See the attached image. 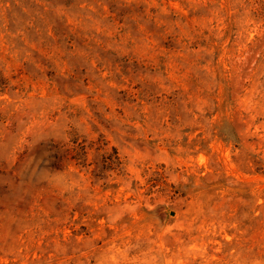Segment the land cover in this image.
I'll return each mask as SVG.
<instances>
[{"label": "rangeland", "instance_id": "1", "mask_svg": "<svg viewBox=\"0 0 264 264\" xmlns=\"http://www.w3.org/2000/svg\"><path fill=\"white\" fill-rule=\"evenodd\" d=\"M0 264H264V0H0Z\"/></svg>", "mask_w": 264, "mask_h": 264}]
</instances>
